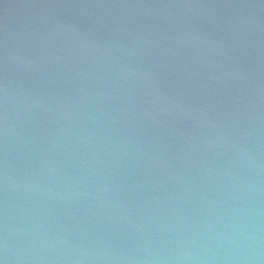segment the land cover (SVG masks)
Segmentation results:
<instances>
[{"label": "water", "instance_id": "water-1", "mask_svg": "<svg viewBox=\"0 0 264 264\" xmlns=\"http://www.w3.org/2000/svg\"><path fill=\"white\" fill-rule=\"evenodd\" d=\"M0 264H264V0H0Z\"/></svg>", "mask_w": 264, "mask_h": 264}]
</instances>
